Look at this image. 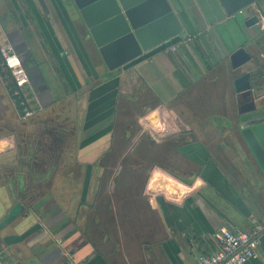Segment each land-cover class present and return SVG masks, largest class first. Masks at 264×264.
I'll list each match as a JSON object with an SVG mask.
<instances>
[{"label":"crops","instance_id":"1","mask_svg":"<svg viewBox=\"0 0 264 264\" xmlns=\"http://www.w3.org/2000/svg\"><path fill=\"white\" fill-rule=\"evenodd\" d=\"M209 1L218 17L214 24L195 0H169L185 30L107 71L84 22L61 0H0V46L9 43L27 63L33 107L66 119L56 134L65 155L38 196V208L0 230L21 264H195L198 254L219 248L222 228L250 230L264 221V173L234 126L233 87V78L250 65L254 93L264 97V13L251 6L225 15L216 0ZM252 14L258 22L245 25ZM189 34L195 36L168 48ZM240 46L253 62L232 69L229 55ZM123 105L141 107L135 120L142 131L160 126L170 131L164 138L186 131L183 144L193 145L198 156L182 158L196 170L177 168L175 175L160 167L176 182L173 194L153 195L146 180L147 190L143 186L137 195L128 185L116 186L115 170L108 185L98 187L93 171L85 177V166L93 167L114 143L125 121ZM0 114L1 153L12 147L23 121L1 78ZM139 133L129 137L131 145ZM4 162L0 156V217L13 203ZM242 264H264V229L256 255Z\"/></svg>","mask_w":264,"mask_h":264},{"label":"water","instance_id":"2","mask_svg":"<svg viewBox=\"0 0 264 264\" xmlns=\"http://www.w3.org/2000/svg\"><path fill=\"white\" fill-rule=\"evenodd\" d=\"M208 24L218 17L209 0H195ZM222 13L232 15L239 10L248 12L258 6L264 13V0H216ZM63 7L84 22L96 49L108 70H114L143 52L161 44L185 30L182 19L169 0H61ZM258 15L245 17L243 23L252 25ZM232 69L242 68L253 62L252 54L243 46L229 55ZM24 69L27 63H22ZM253 67L240 71L233 78L237 114L234 126L264 173V97L256 95ZM56 133L52 140L58 141ZM60 134V130H59ZM61 135V134H60ZM31 160L26 157L25 161ZM24 162L18 166L19 173L7 184L13 199L12 205L0 217V229L16 218L30 212V206L22 199L28 196V188L37 186L49 176V172L25 175L21 172ZM20 198V199H18Z\"/></svg>","mask_w":264,"mask_h":264},{"label":"flooded vegetation","instance_id":"3","mask_svg":"<svg viewBox=\"0 0 264 264\" xmlns=\"http://www.w3.org/2000/svg\"><path fill=\"white\" fill-rule=\"evenodd\" d=\"M19 93L21 94V97L23 99L24 98L23 94L20 91ZM20 104L22 105V111H23L24 106H27V105H25V103L22 104L21 101H20ZM40 110L41 108H34V111L26 117H23L22 113L19 112V110H17L18 115L23 117L24 122L21 119L22 123H19L18 129H16L14 132V135L12 137V147L6 148L4 152L0 153V156L3 157L5 161L2 164L3 165L2 168L3 170L7 171L6 172L7 173L6 174L7 176L6 184H8L11 181L12 177L15 179L16 174L19 173L18 166L20 162L21 163L24 162V164H22L23 166L21 167L22 168L21 172L25 175V177L27 175H35L37 173L39 175V172H49V175H50L53 169H54L53 170L54 173L58 170L59 168L58 164L60 160L62 159V157H64L65 155L64 154V151L66 148L65 144L63 143L60 145L54 142L52 140V134L56 133L57 129L58 128L60 129V127L63 130L62 126H63V123L66 121V119L64 117L57 118L54 115L48 116L46 114H42ZM0 119H2L1 114H0ZM2 128L3 127H0V132L2 131ZM128 130L129 128L122 131V133L120 132L119 139L120 138L125 139L126 134L128 135L127 133ZM137 131L133 133V136L137 133ZM117 134H118V131L116 132V135ZM144 134L145 135L140 137L139 140L142 143V148H145V151L148 153V150L150 151L153 148V145L156 140L151 135L147 133H144ZM238 135H239L240 140L244 143V140L242 139L241 135L240 134ZM145 136H146V140L144 138ZM185 138H186L185 134L176 135L174 136V138H167V137L163 138L161 141L163 142L164 148L162 149L164 150L162 151V149H160V154L162 155L164 154V151L165 152L169 151L170 147H173V144L175 142V144H177L175 146V149L183 153L184 157H197L198 153L193 150L194 148L193 145L190 144V146H185L186 144L185 145L183 144L185 142ZM177 142H179V144L181 145H178ZM29 144H31V146ZM26 153H29L28 157H31L30 163H28V160L25 161ZM109 153L110 154L108 155L110 157H103L104 154H102L103 156L101 155L100 157H98L96 164L93 167L85 166V177L86 178H87V175H89L91 171L97 173L95 182L97 183L98 187L104 184L106 174L108 172L111 173L113 170H115V173L118 175V169L114 167L112 168L113 163L115 162V157H113L111 152ZM45 158L47 159V161ZM162 167L165 169L168 168L167 166H163V165ZM170 169L175 171V168H170ZM65 170L66 168L62 167V169H60L59 172L64 173ZM47 177L48 178H46L45 180L42 179L41 182L36 187L31 186L30 188H28V191H27L28 196L22 199L25 206L32 205L33 208L32 207H31L32 209L30 208L31 209L30 211L32 212L35 210V208L36 209L38 208L37 207V201L39 200L38 196L42 195L45 192V187H47L49 184L50 179H49V176ZM86 184H87L86 180H83V187ZM176 187L178 188V185ZM0 241L1 243L7 244L5 238L3 237L1 238Z\"/></svg>","mask_w":264,"mask_h":264},{"label":"rangeland","instance_id":"4","mask_svg":"<svg viewBox=\"0 0 264 264\" xmlns=\"http://www.w3.org/2000/svg\"><path fill=\"white\" fill-rule=\"evenodd\" d=\"M184 17L186 21H188L189 16L186 11L184 12ZM49 62L52 65H54L53 61L50 60ZM262 63L264 62L260 60V76L264 75L262 74L264 73V65ZM107 71L109 70L107 69ZM27 84H28V81L27 83H25L24 87H22L21 89L24 91L25 96L29 94V96L32 97L30 93L27 91V88H28ZM28 100L32 101L33 99L28 98ZM140 108H141L140 106H137L134 109V107L132 106L130 107V105H123L121 107L120 110L122 111V115H124V117L122 116L121 119L122 120L124 119L125 121L121 122V125L119 127V133L120 132L122 133V131H124V129L126 128V125L128 124V128H129L127 132L128 135L126 134L128 138L119 139V133H118L114 137V144L111 145V141H110V145L102 152V154H104V156L102 155L103 157H110L108 155L110 154L109 152H111L113 157H115V162H114L115 164L113 163L112 168L114 167L118 169V176H115L117 177L116 180L118 181L116 183V186L128 185L132 187L133 191L137 192V195L139 193L138 191H140L143 186H145V189L147 190L146 180L148 181L149 176H151L152 172H154L156 169L159 168L158 170H160V167H162V165L167 166L169 168H175V169L178 168L179 171L188 169L187 171H189L190 173L196 170V166L192 162H187L186 160H184V158H182L184 157L183 153L176 150L175 146L170 147L169 151H166V152L164 151V154L162 155L160 154V149L164 148L163 142L161 140L167 134H169L170 131L167 132L166 129L161 128L160 126L154 128V131H151L153 133H151L150 131H146V130L144 131L140 130L139 125L138 124L136 125V120H135L136 112L139 113ZM128 111L130 112V114L126 115ZM131 111L132 112L135 111V114L131 115ZM135 131H137V133L133 136V133ZM138 132H140L139 133L140 135H138L137 140L131 145V141H130L131 138L129 139V137H136ZM144 133L151 135L156 140L153 145V148L150 151L148 150V153L145 151V148H142V143L139 140L140 137L145 135ZM179 134L180 135L186 134V131H181ZM144 138L146 140V136ZM189 138L192 139V134H190ZM177 143L178 145H181L179 144V142ZM163 150L164 149H162V151ZM111 175L112 173L110 174V172H108V176H106L105 178L106 185H108L107 183L111 179ZM112 184L113 183L111 182L109 185H112ZM161 193L162 192L157 191V192H154L153 195L161 194ZM97 197L98 195L94 196L92 200L96 201ZM123 197L124 196L120 197L122 201L124 200ZM139 203L141 202L138 200L137 205ZM138 207H142V206H138ZM0 240H1V237H0ZM15 255H16L15 251L11 249V246H7L6 244L1 243L0 241V264H21L20 263L21 261L18 258H16Z\"/></svg>","mask_w":264,"mask_h":264},{"label":"built area","instance_id":"5","mask_svg":"<svg viewBox=\"0 0 264 264\" xmlns=\"http://www.w3.org/2000/svg\"><path fill=\"white\" fill-rule=\"evenodd\" d=\"M239 12H241L239 10ZM195 35H187L180 41L171 44L168 48L175 49L179 42L188 41ZM0 57L2 62L12 73L18 86V92L23 93L21 103H25L22 116L26 117L34 111L32 101L28 95H24L21 89L28 81V76L20 61L19 55L9 43L0 46ZM31 99V98H30ZM264 229V221H257L250 230L239 228H222L219 234V248L208 254H198L195 264H242L256 255L259 244L260 233Z\"/></svg>","mask_w":264,"mask_h":264},{"label":"trees","instance_id":"6","mask_svg":"<svg viewBox=\"0 0 264 264\" xmlns=\"http://www.w3.org/2000/svg\"><path fill=\"white\" fill-rule=\"evenodd\" d=\"M182 2V1H181ZM190 20V18H189ZM0 78L2 79L4 83V87L9 94V97L13 101L14 105L16 106L17 110L19 112L23 113L22 111V105L20 104V101L22 100L21 94L18 92V86L15 82V79L10 72V70L7 68V66L2 62V59L0 57ZM174 138V137H173ZM177 144H173V147ZM175 175H179L176 171L170 169ZM186 181L189 182V179Z\"/></svg>","mask_w":264,"mask_h":264},{"label":"bare ground","instance_id":"7","mask_svg":"<svg viewBox=\"0 0 264 264\" xmlns=\"http://www.w3.org/2000/svg\"><path fill=\"white\" fill-rule=\"evenodd\" d=\"M174 185L176 182L172 176L158 169L152 172L148 180V189L152 192L158 191L171 195L174 192Z\"/></svg>","mask_w":264,"mask_h":264}]
</instances>
